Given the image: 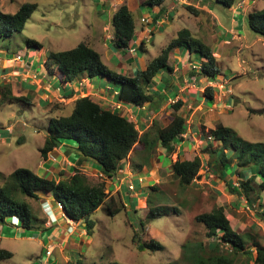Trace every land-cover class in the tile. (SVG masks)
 Wrapping results in <instances>:
<instances>
[{
    "label": "rangeland",
    "instance_id": "374dc122",
    "mask_svg": "<svg viewBox=\"0 0 264 264\" xmlns=\"http://www.w3.org/2000/svg\"><path fill=\"white\" fill-rule=\"evenodd\" d=\"M120 2H126L134 10L137 26L140 25L141 14L146 18L153 16L150 7L140 6V0L0 1V9L5 14H15L25 3L38 5L22 33L14 34L10 41L0 40V187L5 186L9 176L19 168H28L36 174L40 173L42 167H45L41 149L47 138L50 120L56 115L70 114L73 110V105L61 107H67L62 110L60 104H56V102L66 104L63 102L66 85L61 83L59 74L56 76L54 68L43 67L50 53L68 51L79 44H86L101 54L104 63L109 67L117 66V61L120 65L127 63L129 51H123L119 55L111 42L115 35L111 18L115 6L117 4L120 6ZM219 6V9L216 5L213 7L218 10L216 14L225 26V30L215 26L216 31L226 32V28L231 26L230 19L240 10L242 14L239 16L237 30L242 42L235 40L233 46L218 51L215 58L219 75L211 82L217 83H214V90L219 89V85L222 84L226 93L217 90L218 93L222 92V95H217V98L222 100L216 99L215 102L217 101L219 105L214 107L212 103H207L205 112L211 108L210 114L217 118L216 125L221 123L231 128L239 139L252 145L251 151L245 158L250 160L249 166L238 168V160L231 159L229 165L231 169L227 170L228 176L222 179L218 170L209 167L204 147L201 149L202 152L197 153L203 159L200 179L191 186L183 188L171 171V164L178 160L175 152L169 158V153L159 147L153 155L157 157L162 151L164 156L158 157L164 160L163 165L161 163L156 165L158 159L153 158V164L144 167L151 171L147 172L146 169L143 173H139L138 167L146 163L148 154L141 146H137L129 157L131 168L121 173L123 177L120 178L121 194H109L120 197L122 195L121 199L126 208L120 214L111 217L105 207L98 209L91 215V219L96 222V228L93 236H88L84 223L67 220L64 217L65 213L58 208L52 196L41 194L38 199L26 198L24 200L30 204L37 219L35 224L37 229L32 232L19 231L11 225L15 220L0 223V250H7L13 254L12 258L1 261L0 264H42L40 258H44L45 251L39 241L51 242L54 236L59 237L57 242L61 246V251L70 261L81 259L86 264L113 262L192 264L200 255L215 254H209L207 251L209 245L218 241L207 239L206 226L198 223L196 217L219 207L224 209L233 229L242 234L250 245L252 255H236L235 264H256V246H264V190L256 194L260 197L259 201H250V204L254 203L252 206L248 204L244 195L230 193L228 182L232 181L237 191H240L241 185L252 177H255V184L264 183L262 174L264 172V38L254 33L248 25V15L262 10L264 0H236L233 6L235 9L232 11L222 4ZM138 7L139 11L135 10ZM202 19L212 20V17L206 14ZM211 22L215 24L214 21ZM185 24L177 23L179 28ZM160 31L156 28L154 32L156 37L154 39L151 37L150 42H146L150 54L144 55V62H149L158 56L160 45L163 44L161 42L166 41L164 33H162L164 38L161 40ZM168 32L173 36V30ZM194 38L198 37L194 36ZM26 39L38 41L43 48L29 49ZM172 60L179 62L175 58ZM198 61L200 63H197ZM192 62L202 66L206 61L200 54H193ZM127 69L129 70L130 67L126 66V70L120 68L125 74ZM43 79L47 80L48 85L42 82ZM92 82L95 90L101 89L112 94L116 90V86L108 79L96 78ZM82 85L76 81L72 83L71 90L76 88L80 91ZM12 86L16 92L10 94L7 90L8 87L12 89ZM57 86H60L61 92L56 98L54 89ZM164 88L165 86L160 85L159 92ZM95 93L90 97L93 101H101L102 98L107 102L99 92ZM176 93L177 91L167 94L165 98L174 97ZM22 95H27L28 102L14 99ZM83 95L86 94H80L81 98L86 97ZM156 121L159 126L163 125V120ZM216 125L214 124V127ZM212 143L213 146L222 149L218 142ZM75 149L76 145L73 142L64 141L59 153L76 164L79 154ZM222 151L223 149L220 151L221 156H223ZM188 154L191 155L190 158L197 155L186 150L182 152V157L185 158ZM48 159H51L52 163H58L55 160V151L49 154ZM48 165L52 166L51 163ZM234 166L236 167L233 168ZM62 167L67 169L65 165ZM162 168L163 170L160 171ZM69 169H67L69 173L59 172L68 173L67 176L71 177L75 174V170ZM81 173L87 176V173L82 171ZM55 176V179H60L59 174L56 173ZM87 178L91 185L101 183L95 177L87 176ZM131 183L135 186L134 191L128 189ZM154 208H160L161 212L166 210L167 214L161 218L149 219ZM52 213L60 224L55 232L53 226L50 230L43 228L51 227L50 223L54 224ZM62 219H66V222ZM152 242L160 243L163 248L155 252L141 249L142 245H150ZM230 252L228 245H222L216 254ZM55 258L56 256L50 260L51 264H56Z\"/></svg>",
    "mask_w": 264,
    "mask_h": 264
},
{
    "label": "trees",
    "instance_id": "16d2710c",
    "mask_svg": "<svg viewBox=\"0 0 264 264\" xmlns=\"http://www.w3.org/2000/svg\"><path fill=\"white\" fill-rule=\"evenodd\" d=\"M1 1V0H0ZM167 0H145L144 7H161ZM191 5L186 9L193 15L198 16L199 11ZM226 8H232L236 0H217ZM36 3H25L19 7L15 14H5L0 9V40H11L14 34H20L26 27L28 20L37 10ZM112 26L115 32V44L121 52L129 49L135 36V21L132 12L127 5H122L112 17ZM248 25L257 35L264 38V8L252 12L248 15ZM29 49L40 50L43 45L34 39H26ZM186 48L191 53H197L206 61L199 72L191 71L190 77H200L206 81H213L219 75L216 69V58L211 47L202 41L195 39L188 29L181 30L177 37L155 57L144 70H138L134 77H129L120 69H110L102 60L101 55L86 44H79L77 47L61 52L50 53L45 66L54 68L59 74L62 83L72 84L76 80L84 78L96 79L105 78L110 80L117 87L116 102L123 103L131 107H143L152 104V111L159 110L165 103V99H160L150 91L153 80L163 71H172L169 65V56L174 49ZM19 58V56H17ZM10 89V90H9ZM15 88L8 87L10 94L15 93ZM74 93L67 97L72 98ZM204 96L208 100L214 99V89L207 87ZM17 101H27V95L14 97ZM56 104H59L56 102ZM50 105V104H49ZM183 102L178 101L173 105L174 114L170 120L159 126L155 121L152 127L141 134L137 124L131 121L126 113H119L103 107L93 101L89 96L77 99L74 102L73 110L67 115H56L50 120L47 138L44 147L41 149V156L46 161L49 154L58 149L64 141H71L76 145L79 154L78 167L85 163H93L100 168L101 173L106 178L116 177L126 170V161L134 152L137 146H141L148 154V159L144 165L150 166L151 155L159 147L164 148L167 153H173L175 147L180 145L187 133V119L177 112L182 108ZM51 111L54 109L50 108ZM62 112V111H61ZM202 132L207 140L205 154H207L208 165L215 168L225 179L231 159L238 160V168L248 167L250 160L245 159L251 151L252 145L239 139L235 132L219 123L214 129L202 127ZM213 138V142H218L222 146L223 156L220 155L221 148L213 146L207 138ZM225 153V154H224ZM228 155V156H227ZM178 157L172 164V171L179 179L181 187L191 186L200 179V171L203 160L199 156L190 158ZM234 166L233 168H235ZM264 175V172H262ZM60 179L40 176L28 168L15 170L5 184L0 187V223L17 217L20 228L32 232L37 229L35 224L37 219L26 198L38 199L41 194L52 196L57 203L63 206V212L72 221L84 223L88 236H93L96 222L91 219V215L101 207H105L111 217L120 214L125 208V203L120 196H109L105 182L91 185L86 175L79 169H75V174L68 177L65 173H59ZM255 177L245 181L237 191L233 187L232 181L228 182V189L232 194L244 195L249 205L260 200L256 194L264 190V183L255 187ZM254 199V200H253ZM250 201H253L250 204ZM160 208L151 210L149 219L161 218L167 214ZM164 213V214H163ZM198 223H202L207 229V239L218 241L209 245L208 253L213 255H200L196 257L192 264H235V256L239 254L252 255L242 234L235 231L226 216L224 209L219 207L210 213L198 215ZM44 230L53 229L52 227ZM222 245H228L229 254L217 253ZM163 247L160 243L152 242L150 245H142L141 249L157 251ZM206 252V253H207ZM256 264H264V246H256ZM232 254V255H231ZM13 254L7 250H0V262L10 259ZM69 264H86L83 260H71ZM109 264H119L116 262Z\"/></svg>",
    "mask_w": 264,
    "mask_h": 264
},
{
    "label": "crops",
    "instance_id": "0c3cea01",
    "mask_svg": "<svg viewBox=\"0 0 264 264\" xmlns=\"http://www.w3.org/2000/svg\"><path fill=\"white\" fill-rule=\"evenodd\" d=\"M144 2H145V0H140V6H143ZM120 4H121L120 6H118L119 4H117L115 6L116 8H114V10H113V15L118 10L119 7H121L124 4L127 5L126 2H120ZM214 5H216L218 7V9L220 8L217 0L195 1L193 3V6H194V8H196L199 11L198 16L191 14L186 9L187 5H185L184 3H181V2L177 3L174 0H167L163 4V6H161V7H150L152 10L153 16L150 18H148V17L146 18V17H144V15L141 14L140 18H139L140 25L137 26V24L135 22V26H136L135 36H134V39H133L129 49H127V50L129 51V50L136 49V51L133 53L129 51L130 55L127 56V63L120 65V64H118V61H117V64H116L117 66H113L114 68H112L111 66L109 67L108 65L107 66L112 70H117L120 68L122 70L123 69L126 70V66H129L130 69L129 70L127 69V71H126V75L129 77H134L137 74L138 70L146 69L147 65L155 58L154 57L149 62H144V60H143L144 55L150 54L149 50L146 47V44L150 41L147 42L145 40V37H146L145 31L147 28L153 30V33L151 36L152 39H154L156 37V35H154L156 28L161 30L160 31L161 36H162L161 40L164 38V35L162 33H164L166 36V38H165L166 41L165 42L162 41L161 43H163V44L160 43L161 45H160L159 54L169 44V42L171 40H173L177 37L178 33L183 29H188L191 32L193 37L197 36L198 40L202 41L204 44L211 47L215 57L218 55V51L221 48H226V47L231 46V45L233 46L234 45L233 41L238 40V41L242 42L241 41V35H240L239 31L237 30V28H238L237 24L240 21L239 16H240V14H242L240 12V10L237 11V13H234L235 14L234 18L230 19L231 26L229 28H226V32H222V30H225V26L222 24V22L218 18L217 14H216V11H218V10H216L213 7ZM240 6H241V4H240ZM128 8L132 12L133 18H134V10L132 8H130L129 6H128ZM134 8H136V7H134ZM228 9H229V11H232L235 8L232 7V8H228ZM135 10L139 11V7H138V9H135ZM206 14L210 15L212 17V20H206V21L203 20L202 16H205ZM193 16H194V18H193ZM142 19H145L148 22V24L143 23ZM111 21H112V18H111ZM134 21H135V18H134ZM211 21H214L215 24H213V22H211ZM178 22L186 23V24L182 28H179L177 25ZM209 24H210V26H208ZM215 26L221 27L222 30L218 33V31H216V29H215ZM170 30H173V36L169 34L168 31H170ZM213 32H214V35H212ZM111 42L114 44V47H116V49H117L116 52L118 54L122 53L121 50L118 49V46L115 44V35L112 37ZM241 47H242V44H241ZM186 52H187V54H185ZM193 54H197V53H191L186 48L174 49L169 56V65L171 66V68L173 70L172 71H163L153 80V83L150 87L151 93H153L154 95H157V97L159 96L160 99H165L164 105L159 110H157L156 112L152 111V113H151L152 104H146L143 107H131V106L126 105V107L130 110V112L133 113V117H134L133 122L137 124V128H139L141 130V134H143L144 132L148 131L152 127V125H154L153 123L157 119L163 120V125L167 122L166 120L171 119L172 115L174 114V110L172 108L174 104H171L170 103L171 101L176 100L177 102L178 101L183 102V106L177 112V114L181 115L187 119V133L184 136L185 140L180 145L175 147L174 152L176 153L177 159L179 156H182V152H185L186 150L189 153H192V154L196 153L197 154L199 152H202L201 149L206 147L208 142H207L206 138L204 137V133L202 132V127H206L207 129H214L215 128L214 124L216 125V123H217V118L212 117V115L210 114V112L212 111L211 108H209V110L205 112V109L208 107L207 103L208 104L212 103V107H214L215 105H219L216 103L217 101L215 102V100L218 99L220 101L222 99L217 98V95L218 94L222 95V92L226 93L223 90H221L222 92L218 93L219 91H217V90H219V89H215L214 90V99L208 100V98L206 96H204L205 87L208 85L209 82L200 78V77H193V78L190 77V73H191V71H193V66L196 65V63L192 62ZM173 58H175V60L179 61V62H177V63L173 62V60H172ZM188 61H190V62H188ZM197 63H200V62L198 61ZM196 66L201 67V65H198V64ZM43 67H46L45 63L43 64ZM195 72H198V71H195ZM57 74L58 73L56 71V76H57ZM92 81H94V79L84 78V79L78 80L79 85L81 83L83 84L82 85L83 88L80 89V91H78V89H76V88H74V90H71V88H73L72 84L62 83V81H61L62 84L66 85L64 87V91H65L64 98H65V100L63 101L66 104L59 102L60 108L67 106V105L68 106L73 105V107H74V102L77 99L81 98L80 94H86L83 96L91 97L92 96L91 94L95 93V91L99 92L101 96L106 98V101L108 103L105 102V100L102 98H101V101H99V100L95 101V102L99 103L100 105H102L103 107H108L110 105V102H116L115 96H116V93L118 91L117 87H116V90L113 94L110 92H105L101 89L95 90V87L93 86ZM42 82L45 85H48L46 79H43ZM75 82H73V83H75ZM165 82H167V84H165ZM214 83H216V82H214ZM160 85L165 86V88L163 89V91L159 92L158 89H160ZM85 91H86V93H85ZM174 91H177V93L174 97L165 98V95L173 93ZM60 92H61L60 86H57V88L54 89V96L57 98V96L60 94ZM72 93H74V96L72 98L68 99L67 97H69V95H71ZM50 100L52 101L54 99H50ZM67 107L61 108V109L64 110ZM186 114H188V116H186ZM207 139L210 143H212V140H209V138H207ZM61 147H62V145L58 149L54 150L56 152V159L55 160L58 161V163L57 162L52 163L51 159L46 160L45 161V167H42V170H40V173L38 175L46 176L49 178H52V177L56 178L55 175H56V173L59 174L60 173L59 171L68 172L67 171L68 168L73 169L72 171H74L75 169H79L80 171L87 173V176L95 177L96 180H100L101 182H105L108 194L114 195L116 193L118 194L121 192V182L122 181L120 180V178H123L121 176V174L117 175L116 177L106 178L101 173L100 168L97 167L93 163H85L81 167H78L77 163L73 164L67 158L61 156V154L59 153ZM161 153H162V151H161ZM161 153H158L157 155L158 156H164V154L163 153L161 154ZM172 154L173 153H169V158ZM131 155H130V157H131ZM196 156H199V155L197 154ZM157 157H156V155L152 156L150 166L153 164V158L158 159L156 165H159L160 163H161V165H163L162 162L164 160H162L160 157H158V158ZM174 162H176V161H174ZM48 163H51L52 166H49ZM130 164H132V163H130V158H128V160L126 161V171L131 168ZM62 165H65L67 167V169L63 168ZM144 167H146V166H144ZM144 167L142 169H140L139 173H143L147 169ZM162 170H163V168L160 169V171H162ZM148 171L150 172L151 169L150 170L147 169V172ZM171 171H172V166H171ZM68 173H65V174L67 175ZM173 176H174V174H173ZM121 197H122V195H121ZM50 211H51V209H50ZM64 217L67 218V220H69V218L67 216H64ZM52 218H53L52 220H53L54 224H51L49 221H48V224L50 223L51 227L52 226L54 227V232H55L58 229V226H60V224L56 220L57 218L54 219L55 215L53 213H52ZM65 220L62 219V221L66 222ZM56 221H57V223H56ZM70 221H72V220H70ZM74 223H76V222H74ZM50 225H48V226H50ZM83 225L85 226V224H83ZM17 229H19V231L24 230L20 227H18ZM54 232H53V234H54ZM57 241H59V237H57V236H54L53 241H51V242L46 243V241H43V242L39 241L40 246L44 247V251H45L44 258H40V260L42 261V264H51L50 260L54 256H56V258H55L56 264H63V263L69 264L70 259H67L66 257H64L63 251H61V246ZM48 247H52L54 249V251L50 257H48L46 255V251H47Z\"/></svg>",
    "mask_w": 264,
    "mask_h": 264
},
{
    "label": "built area",
    "instance_id": "2783aa9c",
    "mask_svg": "<svg viewBox=\"0 0 264 264\" xmlns=\"http://www.w3.org/2000/svg\"><path fill=\"white\" fill-rule=\"evenodd\" d=\"M174 1L177 2V3H179V2L184 3L185 5H191V0H174ZM196 1H199V0H196ZM142 22L148 24V22L145 19H142ZM152 33H153V30L152 29H149V28L146 29V31H145V36H146L145 37V40L147 42L150 41L151 36H152ZM129 51L133 53V52L136 51V49L129 50ZM193 68H194V70L198 69V67L196 65H194ZM208 82L209 83H208L207 87L215 88V84L214 83H212L211 81H208ZM223 89H224V86L222 84L219 85V90H223ZM176 102L177 101L174 100V101H171L170 103L171 104H175ZM109 109L110 110H113L115 112L123 113V114L125 112L127 114L128 118L130 120L134 121L133 113H131L130 110L126 107V105H124L123 103H119V102H114L113 103L112 102L109 105ZM140 181H142V180H140ZM128 189H129V191H134L135 190V186L131 183V184H129ZM57 206H58V208L60 210L63 211V206H62L61 203H57ZM12 220H15V222H12V225H14V227H19L20 226V222H19V219L18 218H15L14 217ZM53 251H54V249L52 247H48L47 248V251H46V255L48 257H50L52 255Z\"/></svg>",
    "mask_w": 264,
    "mask_h": 264
},
{
    "label": "clouds",
    "instance_id": "9594fccd",
    "mask_svg": "<svg viewBox=\"0 0 264 264\" xmlns=\"http://www.w3.org/2000/svg\"><path fill=\"white\" fill-rule=\"evenodd\" d=\"M201 68H202V66L201 67H198V69H196V70H194V68H193V71H197V70H201ZM199 72V71H198ZM213 89V88H212ZM209 140H212V142H213V138H209ZM15 218H17V217H15ZM13 219V218H12ZM12 222V221H11ZM20 227V226H19ZM16 228H18V227H16Z\"/></svg>",
    "mask_w": 264,
    "mask_h": 264
},
{
    "label": "water",
    "instance_id": "95a60500",
    "mask_svg": "<svg viewBox=\"0 0 264 264\" xmlns=\"http://www.w3.org/2000/svg\"><path fill=\"white\" fill-rule=\"evenodd\" d=\"M251 1H255V0H251ZM119 50H121L120 48H118Z\"/></svg>",
    "mask_w": 264,
    "mask_h": 264
}]
</instances>
